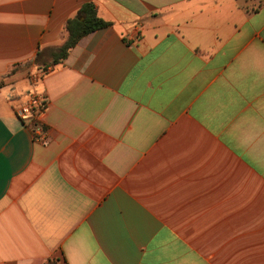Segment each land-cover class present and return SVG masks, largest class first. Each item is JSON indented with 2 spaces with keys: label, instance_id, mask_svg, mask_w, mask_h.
<instances>
[{
  "label": "crops",
  "instance_id": "0c3cea01",
  "mask_svg": "<svg viewBox=\"0 0 264 264\" xmlns=\"http://www.w3.org/2000/svg\"><path fill=\"white\" fill-rule=\"evenodd\" d=\"M0 264H264V0H0Z\"/></svg>",
  "mask_w": 264,
  "mask_h": 264
},
{
  "label": "built area",
  "instance_id": "2783aa9c",
  "mask_svg": "<svg viewBox=\"0 0 264 264\" xmlns=\"http://www.w3.org/2000/svg\"><path fill=\"white\" fill-rule=\"evenodd\" d=\"M46 73L42 71L31 76V94L15 109L17 118L31 129L34 140L44 145L49 142L46 128L49 102L46 95L39 92L38 84Z\"/></svg>",
  "mask_w": 264,
  "mask_h": 264
},
{
  "label": "trees",
  "instance_id": "16d2710c",
  "mask_svg": "<svg viewBox=\"0 0 264 264\" xmlns=\"http://www.w3.org/2000/svg\"><path fill=\"white\" fill-rule=\"evenodd\" d=\"M262 6L260 3L258 9ZM257 9V10H258ZM255 10V11H257ZM79 16L82 19H72L67 23L68 38L65 44L59 49V59H64L68 55L69 51L75 47V45L83 37L94 33L97 30L104 29L110 26V23L102 20L93 4L85 5Z\"/></svg>",
  "mask_w": 264,
  "mask_h": 264
}]
</instances>
